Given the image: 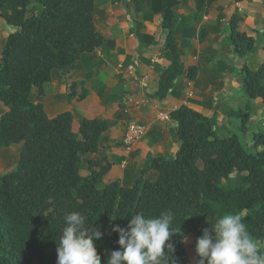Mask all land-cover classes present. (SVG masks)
<instances>
[{
	"label": "trees",
	"instance_id": "trees-1",
	"mask_svg": "<svg viewBox=\"0 0 264 264\" xmlns=\"http://www.w3.org/2000/svg\"><path fill=\"white\" fill-rule=\"evenodd\" d=\"M215 1L195 0L194 16ZM144 2L129 0V11L140 12ZM146 2L151 12L162 15L164 49L171 55L170 66L159 78L157 95L162 97L183 70L176 46V0ZM93 10L94 0H0V16L15 27L5 38L0 58V102L7 108L0 114V149L20 146L15 166L0 173V264H56L63 216L72 211L84 214L101 232V238L94 239L101 264L120 248L112 226L127 228L130 215L137 212L158 216L169 211L174 216L179 234L169 242L176 264H190L184 247L187 235L197 241L216 217L231 212L241 214L253 237L263 242L264 127L244 146L214 114L204 116L182 105L171 112L180 140L176 155L149 159L159 174L155 181L140 176L125 186L103 181L108 171L104 159H85L97 150L108 120L81 117L76 127L72 112L49 118L42 104L33 101V88L42 94L52 73L75 67L84 54L106 42L95 28ZM240 19L232 14L225 29L233 50L243 57L253 50L254 39L239 30ZM196 73V67L187 71L191 79ZM241 73L243 93L260 97L264 104V61L255 70L244 65ZM230 113L245 132L249 112ZM194 253L199 260L195 246Z\"/></svg>",
	"mask_w": 264,
	"mask_h": 264
},
{
	"label": "crops",
	"instance_id": "crops-1",
	"mask_svg": "<svg viewBox=\"0 0 264 264\" xmlns=\"http://www.w3.org/2000/svg\"><path fill=\"white\" fill-rule=\"evenodd\" d=\"M128 1L94 0V25L106 42L84 54L75 67L52 73L43 84L42 94L36 88L31 91L33 101L42 104L49 118L67 111L73 113L76 127L81 117L110 122L100 135L97 150L85 157L107 162L105 183L117 180L131 186L140 176L147 181L158 178L149 159L176 155L180 140L171 112L182 105L204 116L214 114L221 125L238 136L240 119L230 112H249L246 131L242 132L245 135L250 131L247 135L251 137L264 127L262 99L246 97L241 85L243 66L255 70L264 61V0H216L198 18L194 16L195 0H176V46L183 70L162 97L157 95L159 78L171 64L170 52L164 49L162 15L151 12L147 0L142 10L133 14ZM234 13L241 18L239 30L254 39L253 50L243 57L226 37L225 21ZM0 20L6 25L3 28L15 30L1 16ZM190 67L197 68L193 79L187 75ZM0 108V114L7 109L2 103ZM131 119L144 125L146 131L127 150L123 137ZM19 147L14 144L17 151ZM7 170L0 168V172Z\"/></svg>",
	"mask_w": 264,
	"mask_h": 264
},
{
	"label": "clouds",
	"instance_id": "clouds-1",
	"mask_svg": "<svg viewBox=\"0 0 264 264\" xmlns=\"http://www.w3.org/2000/svg\"><path fill=\"white\" fill-rule=\"evenodd\" d=\"M130 216L127 228L112 226L120 248L109 253L106 264H176L171 255L175 248L169 242L179 234V226H173L174 216L169 211L158 216L142 212ZM63 222L56 264H101L94 246L101 232L79 211L65 214ZM195 252L197 264H264V244L253 237L243 216L236 212L218 216L204 228Z\"/></svg>",
	"mask_w": 264,
	"mask_h": 264
},
{
	"label": "rangeland",
	"instance_id": "rangeland-1",
	"mask_svg": "<svg viewBox=\"0 0 264 264\" xmlns=\"http://www.w3.org/2000/svg\"><path fill=\"white\" fill-rule=\"evenodd\" d=\"M2 25L4 27L6 26L5 23H3L0 20V58H1V45L4 40V36L9 34L10 33L9 31L11 30L10 28L8 29L3 28ZM0 106H1V103H0ZM1 111L2 110L0 108V112ZM249 133L250 131H247L245 135L244 133L239 132V138L244 146H247L250 140V136L247 135ZM17 157H18V151L14 149V145L0 149V168H2L3 170H7L9 169V167H14V163L17 161ZM0 173H3V172H0ZM260 243L264 244V242H260ZM195 244H196V239L192 235L189 234L185 237L184 247H185V252L187 254L190 264L197 263V259L194 253ZM34 264H41V263L35 262Z\"/></svg>",
	"mask_w": 264,
	"mask_h": 264
},
{
	"label": "built area",
	"instance_id": "built-area-1",
	"mask_svg": "<svg viewBox=\"0 0 264 264\" xmlns=\"http://www.w3.org/2000/svg\"><path fill=\"white\" fill-rule=\"evenodd\" d=\"M146 128L137 121L131 119L127 122L125 134L123 137V145L127 150L139 141L145 134Z\"/></svg>",
	"mask_w": 264,
	"mask_h": 264
}]
</instances>
